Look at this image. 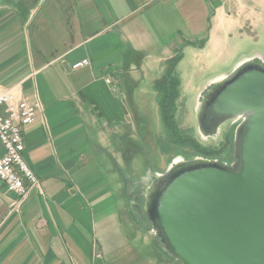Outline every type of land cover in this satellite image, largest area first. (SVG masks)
<instances>
[{"label":"crops","instance_id":"1","mask_svg":"<svg viewBox=\"0 0 264 264\" xmlns=\"http://www.w3.org/2000/svg\"><path fill=\"white\" fill-rule=\"evenodd\" d=\"M178 50L182 93L236 50L221 75L245 58L264 64V0H0V92L41 104L21 155L38 187L10 212L16 197L0 183V264H104L125 247L181 264L131 213L122 172L129 142L144 146L140 91L157 97Z\"/></svg>","mask_w":264,"mask_h":264},{"label":"water","instance_id":"2","mask_svg":"<svg viewBox=\"0 0 264 264\" xmlns=\"http://www.w3.org/2000/svg\"><path fill=\"white\" fill-rule=\"evenodd\" d=\"M194 102L202 139L232 128L234 162L197 156L173 161L163 173L128 178L130 211L142 209L155 245L181 264H264L262 59L240 60L205 84ZM138 187L141 205L133 197Z\"/></svg>","mask_w":264,"mask_h":264},{"label":"rangeland","instance_id":"3","mask_svg":"<svg viewBox=\"0 0 264 264\" xmlns=\"http://www.w3.org/2000/svg\"><path fill=\"white\" fill-rule=\"evenodd\" d=\"M236 54L237 50L233 53V55H235L234 58L227 60L224 64L218 66L215 70L213 69L214 72H212L211 74L209 73L201 77V79L203 78L202 81L198 79L197 76H194V79L191 82L192 89L184 88L183 93L180 92V98L177 102L176 122L181 133L180 139H188L190 137L205 147L219 148V155L217 157L209 159L217 160L218 162L222 163H230L233 160V145L231 141L232 128L228 127L222 130L220 134H218V136L202 139L196 133L193 108L195 98L199 94V91L203 89L204 85L208 84L211 79H215L222 73L228 71L233 63L238 60V55ZM139 84V86H142V84H144L145 86L149 85L147 81ZM151 98V94L149 91H147V89L144 90V92L140 91L138 100L140 104H146V111L148 110L149 113L144 114L145 129L143 148L142 140L139 142H129V163L126 162L128 165H124L122 170L125 176L128 177L129 175V179H131L133 175L141 176L144 174V176L146 177L151 173H163L173 161H181L197 157L195 152L188 147L187 142H179L177 141V139L171 138L170 134H167L165 132V129L161 122L156 98ZM127 105L128 107L130 106L128 103ZM135 118L136 115H131L130 122L134 123ZM130 129L132 130V125H130ZM120 141L121 140L118 138H113L114 146H117ZM134 195L135 192L133 193V197ZM139 198L141 199L140 204H142L141 194L139 195ZM125 249L126 251L123 254L125 257L123 256L122 258L119 254L116 253L111 258L104 259V264H146L144 260H142V258H140V256H138V254L133 249H131L130 247H125Z\"/></svg>","mask_w":264,"mask_h":264},{"label":"built area","instance_id":"4","mask_svg":"<svg viewBox=\"0 0 264 264\" xmlns=\"http://www.w3.org/2000/svg\"><path fill=\"white\" fill-rule=\"evenodd\" d=\"M89 66L87 59L75 63L72 70ZM111 84L110 79H106ZM41 111L38 100L18 97L14 89L0 92V183L7 193L16 197L9 204L10 212L17 211L38 180L22 160L23 128L32 125Z\"/></svg>","mask_w":264,"mask_h":264},{"label":"trees","instance_id":"5","mask_svg":"<svg viewBox=\"0 0 264 264\" xmlns=\"http://www.w3.org/2000/svg\"><path fill=\"white\" fill-rule=\"evenodd\" d=\"M181 58L182 52L178 50L175 56L166 62L164 75L154 83V88L157 92L156 101L158 103L162 125L165 132L170 134L171 138H175L179 142H187L188 147L191 148L197 156L203 158L217 157L220 151L217 147H205L190 137L188 139H180L181 133L176 122L177 102L180 98V80L176 74V66Z\"/></svg>","mask_w":264,"mask_h":264},{"label":"flooded vegetation","instance_id":"6","mask_svg":"<svg viewBox=\"0 0 264 264\" xmlns=\"http://www.w3.org/2000/svg\"><path fill=\"white\" fill-rule=\"evenodd\" d=\"M232 162H234V159L232 160ZM230 162V163H232ZM142 189H140L139 187L135 190V195H134V198L136 199V203L141 205L140 204V198H139V195L142 194ZM135 213L137 214L138 218L140 219V221L144 222L145 223V217L144 215L142 214V209H139V210H136Z\"/></svg>","mask_w":264,"mask_h":264}]
</instances>
